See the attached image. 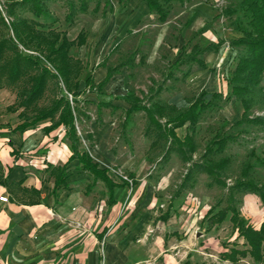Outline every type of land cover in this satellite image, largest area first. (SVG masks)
<instances>
[{
	"label": "rangeland",
	"instance_id": "obj_1",
	"mask_svg": "<svg viewBox=\"0 0 264 264\" xmlns=\"http://www.w3.org/2000/svg\"><path fill=\"white\" fill-rule=\"evenodd\" d=\"M12 1L15 0H0V38L9 36L14 40L10 21L18 18L26 19L30 29L45 37L56 33L64 34L67 40H71L75 39L78 30L85 33L82 44L70 42L67 48L74 63L71 80L76 81L75 94L64 90L59 80L50 78L41 96L23 112L30 117L31 107L48 105L52 98L62 95L73 109L74 120L84 122V129L79 125V136L92 142L96 136L93 137L90 130L85 131L86 127L96 126L93 127V133L103 139L105 137L109 150L120 158L116 165L108 169V174L115 181L127 179V183L122 185V197L129 195L130 202L124 208L125 218L115 222L118 212L114 221L107 226L90 229L97 236V255L93 264H103L104 240L124 243L125 253L127 251L130 254L134 249L138 252L147 250L149 253L133 256L130 258L133 260L146 258L150 264H182L187 258L183 249L195 248L197 237L200 239L212 225L203 216L202 207L205 204L202 198L212 201L213 212L225 208L228 202L237 208L245 191L236 190L230 185L241 178L240 170L245 164L250 165L245 177L256 183L264 180V160L261 163L258 161L264 148V123H234L240 116L242 105L238 96L229 93L226 83L238 57L246 53L243 45L229 42L240 35L236 29L237 22L244 21L238 0L170 1L165 4L169 12L167 21L160 23L155 14L146 13L131 24L124 23L119 29H116V20L119 14L129 9L124 2L111 0L112 9L107 10L104 0H87L86 9L81 11L78 0H38L41 12L35 15L32 1L29 0L22 4L14 3L11 6L13 12L9 13ZM69 10L71 20L67 21L65 14ZM210 43L214 46L199 53L192 48L193 45L204 47ZM16 45L24 53L36 54L39 51L34 41L23 44L17 42ZM192 57L203 60L206 66H199ZM112 66L116 68L101 88L85 83L88 75L97 82L106 68ZM26 86L25 76L13 83L8 82L4 75L0 76V124L8 127V110L22 107L18 101ZM201 89L205 91L203 97L210 99L211 104L199 113L195 122H185L175 128L180 137L189 133L194 142V151L187 161L181 160L173 150L163 156V142L150 145L153 134L149 131L144 133L148 123L142 110L132 111L123 124L125 109L132 97H137V102L146 105L158 101L163 105V117H166L186 106ZM213 91L220 94L212 97ZM227 94L229 96L225 97ZM243 97L249 101L246 114L264 118V70L259 83ZM15 117L12 123L22 119L20 115ZM61 131V128L58 129V134ZM225 135L230 137L220 151L202 156L204 146L210 139ZM220 157L228 158V163L216 171L224 185L213 180L209 182L211 176L205 172L192 170L191 177L184 186H180L182 176L192 162H212ZM35 164L39 172L34 173L43 181L52 180L53 184V176L49 174L50 165L53 164L47 160ZM74 180L66 173L67 187ZM82 183L88 191L95 182ZM43 188L46 190L47 184ZM6 189L10 190L11 198L15 201L33 200L38 196V192L30 187L7 184ZM96 193L95 204L98 207L103 201L108 202L107 189L105 191L100 186L96 187ZM228 195L233 196L231 201ZM117 210L121 211L122 206ZM229 214L227 210L216 226L227 237L233 234ZM84 234L78 233L75 240L66 237L56 242L57 233L52 229L41 233L39 237L35 236L31 245L23 244L24 254L13 249L8 256L7 246L0 249V264H89L85 255H77L90 245V233ZM188 236L190 241L185 245L181 241ZM232 244L238 248L246 247L241 236L235 234L228 240L222 237V249L226 250ZM251 259L246 254L234 264H264ZM201 260H194V263H210L198 262Z\"/></svg>",
	"mask_w": 264,
	"mask_h": 264
},
{
	"label": "trees",
	"instance_id": "obj_2",
	"mask_svg": "<svg viewBox=\"0 0 264 264\" xmlns=\"http://www.w3.org/2000/svg\"><path fill=\"white\" fill-rule=\"evenodd\" d=\"M25 1L27 0L10 2L11 5L8 12H13L11 6L14 3L22 4ZM29 1H32L33 13L38 15L41 12L38 0ZM78 1V8L84 11L87 6V0ZM116 1L122 2L124 0ZM170 1L181 2L183 0H144L147 8L156 14V18L159 21L165 20L167 12L165 4ZM104 4L107 10L112 9L111 0H104ZM238 6L242 11L244 21L243 23L240 21L237 22L236 29L240 31V35L232 38L229 42L232 45H243L246 53L238 57L231 71V75L226 79V83L229 85V93L238 96L242 105L240 116L234 123L247 122L262 124L264 123L262 116H248L246 114L249 108V101L243 95L259 83L261 73L264 70V0H238ZM65 19L67 21L71 20V10L65 14ZM10 28L13 32L14 40L9 36L0 38V76L4 75L10 83L15 82L21 76H25L27 86L22 91L18 105L22 106L23 109H27L28 106L33 104L43 93L47 81L50 78L59 80L64 90L75 94L76 81L71 80L74 63L67 53V48L70 42H75L78 45L82 44L85 39L84 31L81 29L78 30L75 39L73 38L71 40H67L64 34L57 35L56 33H53L50 37H45L36 30L30 29L27 20L23 18L10 21ZM29 41H34L37 48H39L38 53H36L37 55L24 53L17 49V42L23 44ZM40 43H43V45ZM211 45L214 46L210 43L204 47L193 45L192 48L199 53ZM192 59L199 66H206L203 60L196 57H192ZM40 60H43V62H40ZM115 68L116 66L107 67L103 77L97 82H94L91 76L88 75L85 78V83L89 86L94 85L96 88H101L108 81ZM204 93L205 91L201 89L186 106L166 117H163L165 115L164 107L158 101H153L150 105H146L137 102V97H132L129 106L125 109L123 124L132 111L142 110L145 113L148 123L144 133L149 131L153 134L150 145L155 146L163 142L165 143L163 156H166L170 150H173L179 155L181 160L187 161L190 159V153L194 151V142L189 133H184L180 137L176 133L175 128L183 125L185 122H195L199 113L211 104L210 99L203 97ZM219 94L220 92L217 91L211 92L212 97ZM228 96L227 94L225 97ZM8 108L12 109V107ZM31 108L33 110L30 117L25 115L23 109L22 112L20 111L18 113L22 117V120L11 129L21 132L26 128L33 127L37 121L44 118H49L50 120L48 125L43 126L45 131L62 124L64 126V135L68 140V147L71 151L68 160L76 158L80 168L91 174L92 183L96 179L102 180L108 192V202H112L113 187L126 184L127 179L120 178V181L113 180L108 174V167L98 166L88 151L78 148V135L74 124L75 117L68 101L62 95H59L52 98L48 105ZM161 118L163 119L161 120ZM229 137L230 135H225L210 139L204 146L202 156L207 153L220 151ZM261 153L262 157L258 159L260 163L264 160V148L261 150ZM66 163L67 161L61 165H50L49 174L53 176V184L50 192L53 196L57 194L58 190L66 187ZM227 163V157H220L218 160L212 162L208 160L205 162L194 161L186 168L180 186L185 185V182L191 177L192 170L205 172L212 178H210L209 182L213 180L214 183L224 185V181L220 179L216 171L222 169ZM249 166V164H245L240 170L241 178L235 180L230 186L236 190L255 193L264 210V180L261 183H256L250 178L245 177ZM4 182L0 175V184ZM232 197L228 195L230 201ZM227 210L230 211L228 218L232 229L236 231L237 236L243 238V243L246 247L238 248L235 244H232L226 250H220L218 252L219 257L234 263L239 258L248 254L254 261L264 263V255L262 254L264 247V216L259 225L254 227L247 218L240 214V211L234 205H229V202L225 208H220L214 212L212 211V206L209 207L203 216L208 218L210 224H214L220 222L225 217ZM182 264H188L187 260H184Z\"/></svg>",
	"mask_w": 264,
	"mask_h": 264
},
{
	"label": "crops",
	"instance_id": "obj_3",
	"mask_svg": "<svg viewBox=\"0 0 264 264\" xmlns=\"http://www.w3.org/2000/svg\"><path fill=\"white\" fill-rule=\"evenodd\" d=\"M122 2L127 4L129 9L125 11L126 13L119 14L115 23L116 29H119L124 23L131 24L139 16L146 13L155 14L147 8L144 0H124ZM137 4H139L138 8L131 11L130 9ZM168 15L169 12H166L165 20L157 21L160 23L167 21ZM107 29L110 30L109 27ZM22 109L23 107H15L13 110H8V127L6 124H0V175L1 178H5V182L0 184V195L7 196L5 201L0 200V249L7 246L8 256L13 249H17L20 254H24L23 244L31 245V241L35 239V236L39 237L41 233L52 229L57 233L56 242L62 238L65 240L66 237H73L72 239L75 240L78 233L87 234L88 232L90 233V236L88 235L91 240L90 245L86 251H80L77 255H85L88 263L93 264V260L97 255L95 248L97 236L90 229L98 226H107L114 221V217L118 215V212L119 215L115 222L125 218L123 213L124 208L127 207L126 204L130 202L129 195L126 198L122 197L124 186H114L112 189L113 201L110 203L103 201L98 207V204H95L96 187L100 186L105 191L106 188L102 180L99 179L95 180V183L88 191L83 188L84 184L82 182L91 181L92 177L86 170L80 168L76 158L68 160L71 151L68 147V140L64 135V126L59 124L45 131L43 126L48 125L50 120L49 118H44L37 121L33 127L26 128L21 132L13 131L11 128L22 120L12 123L13 116L15 115V118H18L20 115L18 113L22 112ZM74 124L78 134V148L80 150L88 151L93 161H96L100 167L110 168L116 165V162L120 159L118 154L109 150V143L105 141V137L103 139L93 133V127L96 126L86 127L85 132L90 130L92 136H96L90 142L79 136V125L84 129V122L81 123L79 120H74ZM60 128L62 131L58 134L57 131ZM36 150H40V152ZM43 160H47L53 165H61L67 161L66 165L69 166L67 168L69 170L66 173H68L70 178L75 179L73 183L68 184L69 187L66 186L58 190L55 196L49 193L52 187V180L43 181L36 174L39 172V168L35 163ZM32 165H34V168ZM135 178L137 179V177ZM7 184H15L17 187H30L38 192V196L33 200L15 201L11 198L10 190L6 189ZM43 184H47L48 190L43 188ZM48 186H50V189ZM70 187L73 188L69 189ZM201 201L205 204L202 207L204 212L212 206L210 199L202 198ZM120 206H122L121 211L117 210ZM237 206L240 214L248 218L254 227L259 225L264 216V210L255 193L245 191ZM217 225L218 223L212 224L208 231L202 234L200 239L197 237L195 248L187 247V249H183V254L187 256L185 260H187L188 264H195L194 260H199V258L202 260L198 262L210 261L215 264H234L227 259H221L218 252L222 250V237L224 236L228 240L236 232L232 230L233 234L227 237L223 231L216 228ZM69 233L72 235H69ZM187 241H190L189 236L182 239L181 242L186 245ZM199 241H202V243L200 244ZM102 249L103 264H127L135 261V259H130L133 256L149 254L147 250L138 252L137 249L131 251L130 254L127 251L125 253L124 243L106 240L102 242ZM8 264L12 263L8 262ZM19 264L23 263L20 262Z\"/></svg>",
	"mask_w": 264,
	"mask_h": 264
},
{
	"label": "built area",
	"instance_id": "obj_4",
	"mask_svg": "<svg viewBox=\"0 0 264 264\" xmlns=\"http://www.w3.org/2000/svg\"><path fill=\"white\" fill-rule=\"evenodd\" d=\"M6 198H7L6 196L0 195V200L5 201ZM127 264H150V261L148 259H141V260H135V261L129 262Z\"/></svg>",
	"mask_w": 264,
	"mask_h": 264
}]
</instances>
